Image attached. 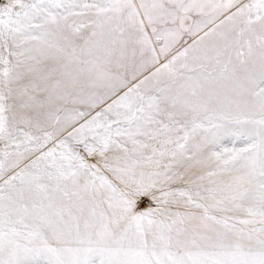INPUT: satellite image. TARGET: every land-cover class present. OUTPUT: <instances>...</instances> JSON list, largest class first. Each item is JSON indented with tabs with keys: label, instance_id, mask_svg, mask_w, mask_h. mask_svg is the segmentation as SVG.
<instances>
[{
	"label": "snow or ice",
	"instance_id": "6c2138e0",
	"mask_svg": "<svg viewBox=\"0 0 264 264\" xmlns=\"http://www.w3.org/2000/svg\"><path fill=\"white\" fill-rule=\"evenodd\" d=\"M0 264H264V0H0Z\"/></svg>",
	"mask_w": 264,
	"mask_h": 264
}]
</instances>
